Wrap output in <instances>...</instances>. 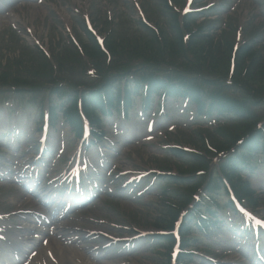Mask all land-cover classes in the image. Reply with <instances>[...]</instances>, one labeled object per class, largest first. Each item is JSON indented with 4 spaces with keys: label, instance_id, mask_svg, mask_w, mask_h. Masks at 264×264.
I'll use <instances>...</instances> for the list:
<instances>
[{
    "label": "rangeland",
    "instance_id": "1",
    "mask_svg": "<svg viewBox=\"0 0 264 264\" xmlns=\"http://www.w3.org/2000/svg\"><path fill=\"white\" fill-rule=\"evenodd\" d=\"M184 1L185 0H177L176 5L180 4L179 7L181 8ZM138 2L144 6V9L148 13L151 21H155L158 18L161 19V21L162 19H167L165 14H162L161 16H159V14L158 16L156 15L158 10L163 11L164 7L162 8L161 0H46L44 3H37L32 6L25 7L20 13H17L18 19L14 21L1 14L0 57L3 56V53H8L6 47L10 45L9 40L12 37V34L7 33L3 36V33L10 32L8 27L11 24H14V26L20 31L21 36L28 37L30 40H32V36H35L37 39H41V41L45 44H50L54 41L52 38H62L67 30L72 28L74 29L75 24L82 20L85 13H89L91 15L96 28L105 34L100 21H105L107 18H113V16L121 11L124 19H122V23L119 25L118 29L124 30L126 26H131L130 20H137L139 18L136 11L137 8L135 7V4ZM262 3H264V0H228L229 6L233 4L232 8L235 9L233 12L231 11L228 13V16L230 17V24H237L239 19L238 17L245 18L250 27L257 25L258 22L261 23L263 21V17L260 12V5ZM154 10L156 11L154 14L149 12ZM97 16H100V20H98V22L96 21ZM217 22L221 23L219 20H217ZM26 28H30L32 30V35L27 33ZM138 34L140 37L146 36L145 32H140ZM226 35L224 34V37L228 38ZM7 55L10 54L8 53ZM4 120L2 121L3 124H7L8 127L3 126V128H1L2 131H6L13 126L11 121H7L6 118ZM133 123L135 122L133 121ZM153 143L154 142H150L147 144L139 139H136L133 144L126 145V152H123L121 155L119 163L120 168L123 170H130L137 165L157 168V162L162 161L161 157H163V155L159 148L155 146L156 143ZM3 196L4 198H7L6 195ZM15 200V204L20 202V198L18 197H16ZM22 202L20 204H22ZM19 205L17 208H19ZM11 206L12 207L9 206V208L5 211L10 212L14 209L18 210L17 208H14L13 203ZM143 209L145 212L148 211V213L145 214V212H142ZM148 209L149 208L143 207L140 202L109 199L103 205L100 203L95 209L93 207L90 209V212H86V214H90L89 217L92 218H106L108 221L123 225H125V223H129V226L151 228L153 227L151 224L153 216H151V213H149L150 210ZM260 209L263 211L262 214L264 215V206ZM79 224L87 227L92 226L91 223H86L85 220H82ZM67 247L74 248L77 251H82L84 254H87L84 250L78 249L73 245ZM75 255L79 254H77V252H72L71 254L67 253V256H64V264H103L97 261L93 262L88 257L85 260L83 256V261L80 260V262L76 263L77 260ZM145 255H148L149 259L154 258H152L149 254L145 253ZM140 256L142 255L139 254V257L133 259L123 257L120 260L130 261L133 264H140ZM149 259L146 264H149ZM113 263L117 264L119 263V260H116Z\"/></svg>",
    "mask_w": 264,
    "mask_h": 264
},
{
    "label": "trees",
    "instance_id": "2",
    "mask_svg": "<svg viewBox=\"0 0 264 264\" xmlns=\"http://www.w3.org/2000/svg\"><path fill=\"white\" fill-rule=\"evenodd\" d=\"M176 28L177 30H179L178 27ZM200 31L201 30H199V32ZM177 37L178 39H176V41H170L165 37V35H163L161 40L157 35H155L154 32H152V38L148 43L140 44L137 41H135L134 43H126L125 47L122 48L123 54L118 51V47L120 45L117 44L115 40L110 39L109 37L107 41V46L113 55L114 61L112 62L114 63L118 60H121L122 63L113 64L110 62L112 65L107 66V68L104 67V70L101 68V70H103L100 73L102 75L101 79L106 82L112 81V78H115L116 76L107 73H109L113 69L120 70L121 67H124L126 64H131L136 58L138 60L141 59L138 64L145 66V64H159L162 62L170 64L171 60H168V57L169 59H171V57H175L176 59L180 57V59H183L184 56L187 60H183V62L185 61L184 66L187 69H193L201 73L208 72L211 75H217L221 77H224L226 75V73L222 72L220 68L223 64H225V68L228 69L229 61H226L224 59L223 55L221 54V51H215L211 47H205L203 45L200 46L197 40V31H193L192 38L188 43H184L183 39L180 38V32L178 33ZM92 40L94 42L93 38ZM187 51H190V53L192 54V58L187 57V55H185ZM249 52L250 51H247V49L242 50L238 55V60H241L240 58H243L248 55ZM88 53L91 57L97 58L96 65H99L98 60L101 61V58L107 59L106 54L96 45V43L95 49L89 51ZM122 55H126L129 60L125 61V59L122 58ZM116 56H121V59H116ZM238 62L241 63L242 61ZM239 63L237 72H239V69H241V65ZM255 63L256 61H254V64ZM138 64H136V66H140ZM191 65L195 68H191ZM260 67L264 71V65L262 64V61L260 62ZM126 70L127 69H125L123 72H125ZM182 79L186 80L185 82L189 83L191 86V82L187 81L189 80L188 78L182 77ZM263 79L264 73H259L256 72L255 69L253 71L252 69L248 68L243 76V79L236 82V84L243 86L245 94H247L248 97H253L254 102L259 105L260 103H264V95H259L258 97H255V95H251L252 92L250 90H255L252 84H257L259 81H263ZM22 81L25 80L22 79ZM243 84H245L248 89ZM260 91L264 93V85L260 86ZM195 94L199 97L201 92L197 91ZM254 125L256 126L255 122H253V125H250L248 127H254ZM219 148L222 149L223 147Z\"/></svg>",
    "mask_w": 264,
    "mask_h": 264
}]
</instances>
